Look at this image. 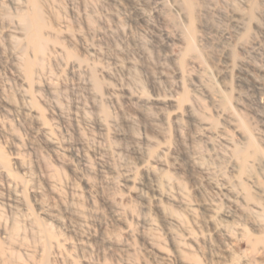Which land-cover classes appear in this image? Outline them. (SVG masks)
<instances>
[{
    "label": "rangeland",
    "instance_id": "1",
    "mask_svg": "<svg viewBox=\"0 0 264 264\" xmlns=\"http://www.w3.org/2000/svg\"><path fill=\"white\" fill-rule=\"evenodd\" d=\"M0 264H264V0H0Z\"/></svg>",
    "mask_w": 264,
    "mask_h": 264
},
{
    "label": "bare ground",
    "instance_id": "2",
    "mask_svg": "<svg viewBox=\"0 0 264 264\" xmlns=\"http://www.w3.org/2000/svg\"><path fill=\"white\" fill-rule=\"evenodd\" d=\"M31 18L33 21L29 20L27 17L22 18L27 33V39L32 43L34 48L40 50L41 52L43 50V38L41 36L40 30L43 26V20L39 11L34 12Z\"/></svg>",
    "mask_w": 264,
    "mask_h": 264
}]
</instances>
